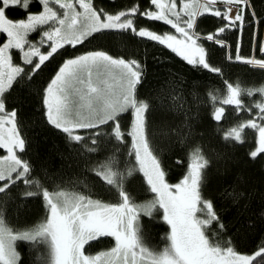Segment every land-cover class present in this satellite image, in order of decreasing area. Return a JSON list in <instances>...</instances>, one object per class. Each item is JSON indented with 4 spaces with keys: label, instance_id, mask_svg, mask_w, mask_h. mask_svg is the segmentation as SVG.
<instances>
[{
    "label": "snow or ice",
    "instance_id": "1",
    "mask_svg": "<svg viewBox=\"0 0 264 264\" xmlns=\"http://www.w3.org/2000/svg\"><path fill=\"white\" fill-rule=\"evenodd\" d=\"M32 2L0 0V32L7 34L6 42L0 44V148L8 153L6 157H0V194L20 182L28 189L34 186L36 190H26L21 195L24 198L42 196L48 214L43 222L24 230L8 227L0 217V264H21L18 241L27 242L33 248L45 245L47 257L44 264H257L258 258L259 264H264V246L253 254H241L231 241L224 244L214 242L213 236H218L225 225L213 201L202 195L209 160L200 149L190 154L187 172L179 183L170 185L165 181L162 163L149 141L147 116L156 109L149 100L137 98L138 86L145 75L139 60L114 57L106 51H89L65 59L38 94L45 124L65 134L69 146L82 145L88 153L97 152L101 137L122 143L125 133L121 131L120 116L132 111V128L127 133L132 140L130 155H134L149 191L155 194L152 201L143 205L134 203L131 193L125 188L126 176L116 170L114 157L99 162L88 171L94 173L101 183L117 190L120 202L116 204L103 203L89 195L68 193L55 184V179L49 180L52 186L49 190L38 179L30 178L31 164L17 154V150H26L27 141L18 128V110L8 108L10 101L6 95L18 80L27 77L30 84L37 71L65 46L75 48L94 33L107 30H130L134 36L166 46L189 65L220 73L221 69L209 63L206 49L198 42L201 38L196 31L198 17L207 13L226 21L216 32L204 37L226 47V42L218 38L219 34L237 27V22L243 25L246 10L250 7L248 0H182L178 10L176 0H150L155 10L141 11L137 5L117 14L97 10L92 0H35L42 10L32 13ZM217 3L240 7L232 15V7L221 11L215 7ZM13 6L22 8L26 17L17 21L8 19L6 10ZM136 16L170 25L182 38L169 33L158 34L147 27L137 28ZM252 16L255 18V12ZM42 27L46 30L42 31L41 39L30 43L27 39L29 33ZM45 44L46 52L42 51ZM12 49L20 51L28 69L13 63ZM260 52L264 53V45L260 46ZM238 53L239 46L235 61L264 69V59L244 58ZM224 83L227 95L222 104L235 106L237 112L246 107L240 98L242 93L251 96L253 92H260L264 95V88L245 90L228 81ZM209 96L212 101L218 99L211 93ZM169 99L173 102L171 107L160 97L158 109L162 113V125H166V113L183 109V104L177 103L183 99L178 93L170 94ZM255 107L260 110L257 118L240 123L224 134L225 140L243 143L244 130L257 129V146L249 153L253 159L264 154V123H257V119L264 121V103H257ZM248 110L251 111L250 108ZM224 115V107L215 108L213 118L216 121H221ZM6 125L8 135L5 137L2 131ZM108 126L109 132L101 131ZM80 130L87 131L88 135L77 134ZM162 133L165 136L179 135L170 128L168 131L162 129ZM86 140H91L90 147L83 143ZM136 170L135 166L128 168L127 176H132ZM160 210L170 232L163 250L154 251L144 242L141 214L152 217L154 211ZM213 226L216 233L210 235L209 229ZM104 237L113 238L114 246L95 255L85 254L86 245ZM40 259L37 256V260Z\"/></svg>",
    "mask_w": 264,
    "mask_h": 264
},
{
    "label": "trees",
    "instance_id": "2",
    "mask_svg": "<svg viewBox=\"0 0 264 264\" xmlns=\"http://www.w3.org/2000/svg\"><path fill=\"white\" fill-rule=\"evenodd\" d=\"M248 1L251 12H255V18L247 9L240 34L238 25L219 34L218 38L226 42V47L204 38L209 33L216 32L226 21L207 13L198 17L196 31L201 37L198 42L206 49L209 63L221 69L220 73H212L202 67L189 65L166 46L134 36L130 30L128 32L107 30L94 33L75 48L65 46L37 71L30 84L27 83V77L15 82L10 93L6 94L10 101L8 108L15 107L18 110V128L21 136L27 141V147L23 152L17 150V154L31 164L30 178L38 179L49 190L52 189L49 180L55 179V184L60 185V189L68 193L89 195L94 200L116 204L120 202L117 190L101 183L94 173L88 171L99 162L114 157L117 161L116 170L126 176L125 188L131 193L134 203L143 205L154 199L155 194L149 191L143 173L138 170L134 155H130L132 140L127 133L131 131L133 119L131 110L122 113L119 120L121 131L125 133L124 141L117 143L114 139L101 137L97 152L88 153L82 145L69 146L65 134L45 124L38 94V90L47 84L65 59L89 51H106L114 57L134 58L141 62L145 72L143 82L137 89V98L149 100L156 109L150 111L147 116L149 141L154 154L162 163L165 181L170 185L179 183L187 172L190 154L193 150L200 149L209 160L202 195L205 199L213 201L215 210L225 225L218 236H213L214 242L224 244L231 241L237 252L245 254L254 253L259 247L264 246V154L254 159L249 155L256 148L258 130L246 128L242 133L243 143L224 139L225 132L232 127L257 118L260 110L255 105L264 103V95L260 92H253L251 96L244 92L240 98L246 107L240 112L235 110V106L222 104L223 98L227 95L224 81L233 86L239 85L245 90L264 88V69L234 60L237 46L239 55L244 58L251 55L255 31L257 32L255 55L259 57V41L264 30V0ZM92 2L97 10L103 9L108 14H117L137 5L141 11L155 10L150 0H92ZM176 4L178 10L182 6V0H176ZM220 4L217 3L215 7L224 11ZM8 9L9 18L19 20L26 17V12L22 8L13 6ZM30 9L38 13L42 6L33 0ZM134 19L137 28L147 27L158 34L175 33V29L163 22L149 21L140 16ZM41 29L30 33L27 39L33 38L32 42L39 41ZM3 38L4 36L0 37V43ZM42 50L47 51V45H44ZM11 51L17 56V49ZM229 56L232 57L231 60L228 59ZM16 60H19V56ZM22 65L26 69L29 68L28 65ZM174 93L183 98L182 101H177L178 104H183V109L166 113L164 117L166 125H162V113L158 109L160 97H163L165 104L171 107L173 102L169 96ZM209 93L218 99L212 101ZM216 107L225 108V115L221 121L213 118ZM257 123L264 121L257 119ZM169 128L176 130L179 135H163L162 129L168 131ZM101 131L109 132L110 126ZM77 134L87 136L88 132L80 130ZM83 143L91 146V140ZM4 155L5 150L0 148V157ZM133 166L137 170L128 177L127 169ZM26 190L36 189L34 186L28 189L20 182L8 192L0 194V217L4 218L10 228L24 230L35 227L43 222L48 214L42 196L24 198L21 193ZM162 216V210L154 211L152 217L141 214L144 242L154 251H162L168 243L166 237L170 232V226L163 221ZM213 233H216L215 226L209 229V234ZM112 246L113 238H99L85 246V253L95 255ZM17 251L22 258L21 264H44L47 257V249L43 244L33 248L27 242L18 241ZM37 256L41 259L37 260Z\"/></svg>",
    "mask_w": 264,
    "mask_h": 264
},
{
    "label": "rangeland",
    "instance_id": "3",
    "mask_svg": "<svg viewBox=\"0 0 264 264\" xmlns=\"http://www.w3.org/2000/svg\"><path fill=\"white\" fill-rule=\"evenodd\" d=\"M248 3H249V1H248ZM223 4V3H222ZM250 4V3H249ZM222 6H225L226 7V9L228 8V7H232L233 9H234V13H232V15H234L235 14V11H238L239 10V7L240 6H236V5H226V4H223ZM225 9V10H226ZM77 10L78 11H80V9H79V6L77 5ZM30 11H31V9H30ZM248 11H249V13L252 15V12H251V9H250V7L248 8ZM32 12V11H31ZM32 13H34V12H32ZM7 14H10L9 13V9H7L6 10V17L8 18V19H11V20H13V21H17L16 19H18V18H9L8 17V15ZM255 22L257 23V19H255ZM237 25L239 26L240 25V22H237ZM43 30H46V27H42V29H41V31H43ZM30 34V33H29ZM165 34V33H164ZM169 34H172V35H175V36H177L178 38H182V37H180V34L179 33H177L176 31H175V33H169ZM1 36H4V38H3V41L0 43V44H3V43H5L6 42V40H7V34L6 33H3V32H0V37ZM39 36V35H38ZM37 37V36H36ZM254 38V37H253ZM33 39V38H32ZM32 39H29L28 41L30 42V43H37V42H32L33 40ZM41 39V37L38 39V40H40ZM261 40H260V46L261 45H263V43H264V31H263V33L261 34V38H260ZM46 45V44H45ZM13 50V49H12ZM42 51H45V50H42ZM46 52V51H45ZM259 53V55H260V48H259V51H258ZM252 53V52H251ZM262 53V52H261ZM10 54L12 55V57H13V63L15 64V65H18V66H23L22 64H24L23 63V61H22V59H21V53H20V51L18 50V53H17V56H15V54H14V51H11L10 50ZM18 56H19V60L17 61L16 60V58H18ZM37 59V58H36ZM255 59H257V58H255ZM260 59H262V58H260ZM20 61V62H19ZM132 121H133V119H132ZM7 125L5 126V129L2 131V134L3 135H5V137L8 135V133H7ZM131 128H132V125H131ZM257 138H258V134H257ZM257 146V145H256ZM4 149V148H3ZM5 150V155L3 156V157H6L7 155H8V153H7V150L6 149H4ZM7 165V161H5L4 162V166H6ZM175 185V184H174ZM201 218L203 219V216H201ZM86 254V253H85ZM241 254H245V253H241ZM251 254H253V253H251ZM87 255V254H86Z\"/></svg>",
    "mask_w": 264,
    "mask_h": 264
},
{
    "label": "bare ground",
    "instance_id": "4",
    "mask_svg": "<svg viewBox=\"0 0 264 264\" xmlns=\"http://www.w3.org/2000/svg\"><path fill=\"white\" fill-rule=\"evenodd\" d=\"M250 5V4H249ZM250 9H251V6H250ZM251 11H252V9H251ZM234 13V12H233ZM263 45H264V43H263ZM262 54H264V53H262ZM249 58H253V57H249Z\"/></svg>",
    "mask_w": 264,
    "mask_h": 264
},
{
    "label": "water",
    "instance_id": "5",
    "mask_svg": "<svg viewBox=\"0 0 264 264\" xmlns=\"http://www.w3.org/2000/svg\"><path fill=\"white\" fill-rule=\"evenodd\" d=\"M262 56H264V54L261 53Z\"/></svg>",
    "mask_w": 264,
    "mask_h": 264
}]
</instances>
